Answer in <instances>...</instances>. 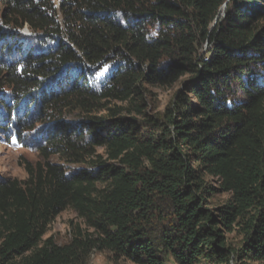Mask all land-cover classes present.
Masks as SVG:
<instances>
[{
  "label": "trees",
  "instance_id": "obj_1",
  "mask_svg": "<svg viewBox=\"0 0 264 264\" xmlns=\"http://www.w3.org/2000/svg\"><path fill=\"white\" fill-rule=\"evenodd\" d=\"M0 141V264H264V0H0Z\"/></svg>",
  "mask_w": 264,
  "mask_h": 264
},
{
  "label": "rangeland",
  "instance_id": "obj_2",
  "mask_svg": "<svg viewBox=\"0 0 264 264\" xmlns=\"http://www.w3.org/2000/svg\"><path fill=\"white\" fill-rule=\"evenodd\" d=\"M223 16L225 15V9L223 10ZM24 33L28 34L27 30ZM108 68L104 69L99 73V77H104L108 73ZM186 78H181L178 83L172 87L167 88H154L151 89L149 95V105L153 110L160 113L163 112L167 105L174 100L175 95L178 92L183 91L182 82ZM156 114V113H155ZM31 139L27 141V145H32ZM34 146V144H33ZM99 153H103V150H99ZM39 155L34 148L26 147L17 142L3 143L0 141V178L6 179H18L24 181L28 178L24 170V164L26 162H37L39 161ZM208 181L216 182L211 177H206ZM228 195H218L212 200L213 206L220 205L226 202ZM83 224L78 218V215L69 209L63 212L48 228V232L44 237V240L53 238L58 245L67 244L71 239V227L72 225ZM235 236H231L234 238ZM90 264H131L129 262H115L113 257L107 253H99L98 251L93 252L90 258ZM232 264H235L233 262ZM258 264V263H252Z\"/></svg>",
  "mask_w": 264,
  "mask_h": 264
}]
</instances>
